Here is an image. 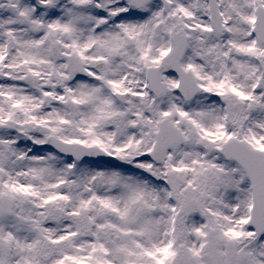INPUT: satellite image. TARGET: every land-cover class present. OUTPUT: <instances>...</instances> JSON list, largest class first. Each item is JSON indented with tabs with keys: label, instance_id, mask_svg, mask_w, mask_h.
Instances as JSON below:
<instances>
[{
	"label": "snow or ice",
	"instance_id": "snow-or-ice-1",
	"mask_svg": "<svg viewBox=\"0 0 264 264\" xmlns=\"http://www.w3.org/2000/svg\"><path fill=\"white\" fill-rule=\"evenodd\" d=\"M0 264H264V0H0Z\"/></svg>",
	"mask_w": 264,
	"mask_h": 264
}]
</instances>
